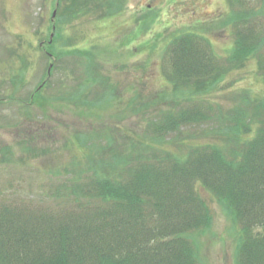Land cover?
<instances>
[{
    "label": "rangeland",
    "instance_id": "obj_1",
    "mask_svg": "<svg viewBox=\"0 0 264 264\" xmlns=\"http://www.w3.org/2000/svg\"><path fill=\"white\" fill-rule=\"evenodd\" d=\"M235 11L255 14L233 20ZM184 35L166 51L175 36ZM262 37L264 0H0V202L33 203L49 227L58 225L65 210L78 231L88 225L94 231L95 225L98 234L113 220L125 224L137 208L147 210L143 220L153 216L149 194L142 193L149 189L139 182L134 198L143 205L120 201L111 211L109 200L83 196L80 188L90 186L96 172L125 184L147 167L142 177L151 179L153 193L162 186L152 169L168 166L171 158L181 163L171 173L184 174L186 189L194 183L209 211L205 227L200 221L199 229L184 231L176 241L186 237V245H193L196 264H238L239 225L198 177L207 167H200L207 162L205 149L234 146L218 131L232 134L241 112L262 116L253 99H264V41L244 58L237 49ZM190 105L200 114L177 130L164 126L161 137L154 134L166 112ZM197 150L198 160H191ZM103 160L121 167H106ZM146 221L153 229L164 223L159 215Z\"/></svg>",
    "mask_w": 264,
    "mask_h": 264
},
{
    "label": "trees",
    "instance_id": "obj_2",
    "mask_svg": "<svg viewBox=\"0 0 264 264\" xmlns=\"http://www.w3.org/2000/svg\"><path fill=\"white\" fill-rule=\"evenodd\" d=\"M236 13V11L231 12L230 16L233 20L239 17L240 21H246L255 14L253 11ZM186 35L175 36L167 45V50H165L169 52L176 38L185 37ZM263 39V37L260 38L259 42L255 44L246 43L239 46L237 48L238 52L242 57L249 56L251 51L254 52L256 48H261ZM206 58L209 60V57ZM211 68L215 67L210 65V70ZM217 72L219 71L217 70ZM174 73L173 71L169 74ZM85 80L87 85V78ZM172 80L176 81V78ZM82 92L81 88L78 89V95ZM251 99L253 98L251 97ZM253 102L262 107V116L259 118V115L255 117L250 116L246 111L241 112L237 116L232 134L229 135L224 129L218 131V138L221 140L232 138L234 146L230 150L225 149L224 146L212 145L211 148L207 147L208 149L204 150L207 154L202 157L207 162L201 159L202 164L200 165V167H207H204L205 169L203 168L204 170L201 171L203 175L198 177L204 186L210 188L216 198L227 204L235 222L239 225L241 239L237 249L238 264H264V99L254 98ZM196 113L200 114V111L194 110L192 105L179 112L169 110L168 113L164 114L161 123L154 125L156 129L154 134L159 137L162 129L164 130V126L176 128L186 123L184 121L187 118L188 123L192 114ZM185 114H187V117H183ZM245 117L247 118L246 121H244ZM232 120L233 118L230 117L229 121ZM250 132L251 135H249ZM246 135H249V137ZM194 156L190 157L191 160H198V157L196 158L198 150ZM169 160L171 163L166 166L167 169L159 166L152 169L157 171L155 183L162 186L153 193L151 191L153 189H150L151 179L148 180L146 177H142V174L149 171L147 167L138 170L140 176L136 172L133 175L131 174L128 177L129 179H125V184L115 176L107 177L101 175L100 172H96L94 181L90 186L80 188V193L83 196L97 197L102 203L109 200L110 203H113L110 208L112 211L120 201L128 206H131V204L143 205L140 198H134L137 196L136 185L140 182L149 189L148 192L142 193L149 194L150 202L148 204H151L150 206L154 209L153 216L159 215L160 219L164 221L163 225L155 229L146 226V224H149L146 220L152 219L153 216L149 215L146 220H143L142 218L145 216L143 213H146L147 210L143 212L140 210L141 208H137L131 217L132 219L125 220V224L121 223L120 220H113L111 227L105 224L102 232L97 234L98 231H96L95 225L94 231L91 225L84 227L87 230L83 232L78 231L77 225L69 220L67 217L69 213H65V210L61 213L62 218L58 221V225L49 227L50 224L43 225V221L47 217L41 213L42 208H34L33 203L23 199L19 201L16 198L13 202L8 199L1 201L0 264H2V261L4 264H77V262L80 264L79 261L81 260H87L88 264H158L160 261H163V264H196L197 260L193 245L190 242L186 245V237H183L185 240L176 241L175 236L183 234L184 231L199 229L197 226L200 221H203L201 227H205L209 221L208 207L194 191V183L191 184L189 189H186L183 187L187 179L184 174L171 173L170 169L173 170L181 163L175 162L171 158ZM103 163L107 165L106 167L110 166L114 169L121 167V164L117 161L110 162L109 160L105 162L103 160ZM144 180L150 182H144ZM70 187L71 190H74L71 193L75 195L77 187L75 188L73 183ZM163 187H167V189ZM64 192L67 193L66 190ZM60 194L62 193L58 192L57 196ZM69 195L66 194L65 197ZM186 199H190L188 203L192 204H183ZM89 206L88 204L87 208ZM95 208L90 209L91 216L96 215L94 213ZM110 210L109 213H111ZM141 215L143 217H140ZM15 222L18 225L14 226ZM26 224L29 227L28 230ZM82 225L84 226V224ZM157 230L160 233H157ZM151 235L155 236L153 243ZM91 236H94L95 242L90 243L88 246L85 245V239ZM156 238L159 240H156ZM163 238L164 240H161ZM105 239L110 240L107 242ZM96 240L98 241L96 242ZM77 241H82L80 244H83L79 248L75 246ZM180 242L181 244L178 246ZM84 245L85 249L82 248ZM156 252L159 256L154 263L152 258L156 255ZM149 253H152L150 258L147 256Z\"/></svg>",
    "mask_w": 264,
    "mask_h": 264
}]
</instances>
